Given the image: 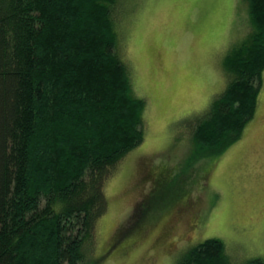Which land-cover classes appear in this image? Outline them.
Masks as SVG:
<instances>
[{
  "label": "trees",
  "instance_id": "16d2710c",
  "mask_svg": "<svg viewBox=\"0 0 264 264\" xmlns=\"http://www.w3.org/2000/svg\"><path fill=\"white\" fill-rule=\"evenodd\" d=\"M246 1L249 28L224 57L226 86L189 125L200 157L222 154L255 116L264 0ZM122 5L0 0V264H85L93 252L105 184L144 140L145 101L119 53ZM177 264L236 263L212 238Z\"/></svg>",
  "mask_w": 264,
  "mask_h": 264
},
{
  "label": "rangeland",
  "instance_id": "374dc122",
  "mask_svg": "<svg viewBox=\"0 0 264 264\" xmlns=\"http://www.w3.org/2000/svg\"><path fill=\"white\" fill-rule=\"evenodd\" d=\"M119 1V53L145 101L144 140L105 184L85 264H177L212 238L236 264L264 260V71L255 116L222 154H196L189 128L226 86L223 61L248 31L247 1Z\"/></svg>",
  "mask_w": 264,
  "mask_h": 264
}]
</instances>
